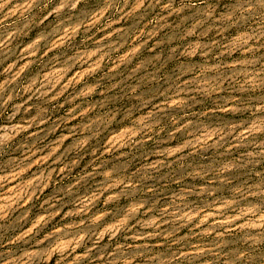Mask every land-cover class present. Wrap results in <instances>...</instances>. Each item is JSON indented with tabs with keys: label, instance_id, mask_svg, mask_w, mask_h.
Returning <instances> with one entry per match:
<instances>
[{
	"label": "rangeland",
	"instance_id": "1",
	"mask_svg": "<svg viewBox=\"0 0 264 264\" xmlns=\"http://www.w3.org/2000/svg\"><path fill=\"white\" fill-rule=\"evenodd\" d=\"M0 264H264V0H0Z\"/></svg>",
	"mask_w": 264,
	"mask_h": 264
}]
</instances>
